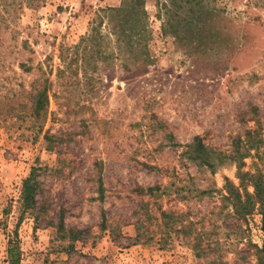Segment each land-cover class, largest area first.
Returning <instances> with one entry per match:
<instances>
[{"label":"rangeland","instance_id":"1","mask_svg":"<svg viewBox=\"0 0 264 264\" xmlns=\"http://www.w3.org/2000/svg\"><path fill=\"white\" fill-rule=\"evenodd\" d=\"M125 1L0 4V264H258L259 214L223 195L264 170V0H143L130 46L102 25L100 58L73 60L97 9ZM188 14L174 36L168 16Z\"/></svg>","mask_w":264,"mask_h":264},{"label":"trees","instance_id":"2","mask_svg":"<svg viewBox=\"0 0 264 264\" xmlns=\"http://www.w3.org/2000/svg\"><path fill=\"white\" fill-rule=\"evenodd\" d=\"M45 0H0L2 5L3 12L9 13L10 8L16 13L17 9H20L25 2L28 6H38L43 3ZM188 1V0H185ZM178 0H170L172 6H177L176 3ZM143 3V0H126L118 7H104L97 9L96 16L90 23L89 32L82 36L77 44H75L70 51V55L73 56V60L80 59L83 63L89 61V57H93L94 53L98 54L100 58L101 50L96 47H100L102 40L104 39L103 34H101V26L104 25L107 28L109 34H112L116 39L124 38V43L127 46H130V35L133 33H138V25L130 24L129 18H132L134 14L138 11ZM167 4H165V7ZM191 8V7H190ZM193 13V9H190ZM13 12V13H14ZM170 12V10H168ZM1 20H4V16H0ZM2 22V21H1ZM197 19L189 15L181 17L180 20L175 17L168 19L166 25L172 30L174 36H179L183 34L181 31L184 29V26H187L192 23H196ZM165 29V28H164ZM125 45V46H126ZM62 52L60 56L63 62H65V54ZM71 60V58H70ZM22 67L26 66L21 64ZM67 68L69 66H66ZM62 69H58V73H62ZM33 103L31 109V115L39 119L44 115L48 105V86L43 84L41 87H37L34 91ZM255 130L247 131L249 137L245 140L247 148H259L257 142L251 140V134ZM239 148V147H238ZM236 149V154L240 153L239 149ZM243 153L239 154L238 157L242 156ZM244 163L240 165L242 167ZM35 171L36 168H32L30 175L26 177L23 181L22 187V201L24 209H33L36 206V194L38 189V182L35 180ZM239 179L238 185H235L231 180L226 179L224 185V190L226 192L223 195V199L231 206L233 215L239 221H245L248 219L249 215L254 213L259 214L260 216V231L262 233V242L261 246H255V249L258 253V264H264V170L256 169L255 171H242L238 170ZM251 187L252 190L249 191L248 188ZM163 217H169V214L165 211H161ZM62 218L60 219V227L62 226ZM199 243L194 242L193 248L198 249ZM11 249H8V254L11 253ZM12 258V256H10ZM18 260L11 261V264H17Z\"/></svg>","mask_w":264,"mask_h":264}]
</instances>
